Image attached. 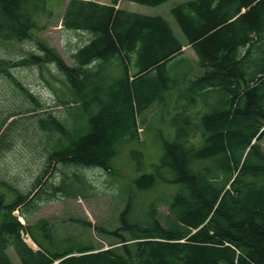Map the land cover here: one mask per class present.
<instances>
[{"label": "trees", "instance_id": "16d2710c", "mask_svg": "<svg viewBox=\"0 0 264 264\" xmlns=\"http://www.w3.org/2000/svg\"><path fill=\"white\" fill-rule=\"evenodd\" d=\"M118 1L66 2L62 27L89 36L72 53L73 66L44 44L41 53L10 64L39 69L52 64L69 91L58 98L67 107L66 118L48 111L37 118L41 130L55 135L41 176L51 164L112 168L118 149L136 137L135 114L161 104L174 89L181 91L180 82L191 93L187 102L179 104V96L172 107L182 121L174 124L170 140H163V152L148 171L142 152L130 151L141 174L131 185L119 186L122 195L128 192L120 225L93 227L116 242L97 247L83 234L56 239L46 220L21 223L12 213L24 205L19 215L27 220L31 211L25 204L39 201L47 188L77 194L82 175L74 174L71 183L46 180L29 199L15 190L14 201L0 212V264H15L8 246L20 264H264V148L258 143L264 136V0H183L171 8L195 63L181 57L183 42L165 17L117 8ZM126 1L155 6L168 0ZM55 3L0 0V39L20 42L31 30L41 31ZM113 61L120 65L116 76L110 73ZM4 63L0 58V72L7 74ZM187 105L194 106L192 112ZM113 173L123 175L118 169ZM158 181L178 185L164 222L154 202L144 218L132 205L133 188L147 190Z\"/></svg>", "mask_w": 264, "mask_h": 264}, {"label": "rangeland", "instance_id": "374dc122", "mask_svg": "<svg viewBox=\"0 0 264 264\" xmlns=\"http://www.w3.org/2000/svg\"><path fill=\"white\" fill-rule=\"evenodd\" d=\"M54 1L56 3L52 6L50 18L45 16L47 23L41 31L31 30L30 36L20 42L0 39V58L7 61L3 68L7 70V74L0 72V212H4L6 207L14 201L15 190L17 195L28 194L29 199L43 185L45 186V181L48 179L55 184H58L61 178H64L66 183H71L73 175L80 174L83 184L81 191L77 194L66 196L62 191L52 189L50 192V188H47L39 193V201L26 203L27 211L31 213L25 223L30 224L38 219H44L53 225L56 239L83 234L86 240L93 242L97 247H106L110 243L109 240L116 242L117 237L97 234L93 227L114 230L120 225L118 220L125 208L128 192L122 195L119 186L121 183L131 185L133 180L141 174V169L136 167L130 151L134 148L142 152L144 171H148L150 168L148 164L157 162L163 152L162 148L165 144L163 140L165 142L170 140L173 125L182 121L180 116L176 117L175 110H170L169 113L167 110L172 109L179 96L181 98L178 100L185 101L182 98L187 99L191 93L182 89L184 84L180 82L178 88L181 91L174 89L172 93L169 92L166 95L161 105L153 104L139 114H135L136 137L118 149L112 168L51 164L50 172L41 176L55 135L52 131L41 130L37 125V118L41 111L52 112L60 119L66 118L67 107L60 103L58 98H66L69 96V91L66 82L63 81V75L52 64L47 65L48 69L25 65L21 61L16 66H10V64L14 63L12 60H23L32 53H41L40 47L44 44L57 50L65 63L73 66L72 53L89 36L62 27V10L68 0ZM94 1L102 4L110 3V0ZM180 1L183 0H168L159 5L148 6L119 0L115 6L132 12L165 17L174 33L177 34V38L183 42L181 57L195 63L196 55L187 44L170 11ZM40 16L37 19L43 24L46 21L42 15ZM109 65L114 69L110 72L111 75L120 74L118 62L113 61ZM129 75H132L131 70ZM177 81H180L179 77ZM185 83L188 84L189 80L186 79ZM207 98L208 96H204V99ZM192 100L191 98L190 101ZM194 120L193 118L189 124L191 127H194ZM253 141L255 142L256 139ZM258 143L264 148V136ZM117 169L125 176L113 173ZM61 172L64 173L63 177ZM36 181L37 184L33 186ZM177 186V184L158 181L147 190L133 188L135 195L132 205L144 218L147 215L148 206L154 202L156 216L164 222L168 201L177 190ZM31 188L32 191L29 192ZM22 209L24 205L13 211V214L18 215ZM18 219L20 220L19 216ZM86 222L90 225H86L83 229L81 223ZM22 236L27 244L34 247L28 235L22 234ZM6 253L15 264H20L12 246L7 247Z\"/></svg>", "mask_w": 264, "mask_h": 264}, {"label": "bare ground", "instance_id": "6f19581e", "mask_svg": "<svg viewBox=\"0 0 264 264\" xmlns=\"http://www.w3.org/2000/svg\"><path fill=\"white\" fill-rule=\"evenodd\" d=\"M116 17H117V16H116ZM102 21H103V19H102ZM107 21H108V20H107ZM116 21H117V20H116ZM98 22H99V21H98ZM131 24H132V23H131ZM98 25H101V23L98 24ZM116 25H117V24H116ZM92 27H93V26H92ZM122 27H123V26H122ZM119 32H120V31H119ZM103 36H104V35H103ZM95 39H96V38H95ZM126 39H127V37H126ZM128 39H129V38H128ZM93 40H94V39H93ZM106 40H108V39H106ZM120 40H121V39H120ZM91 41H92V40H91ZM126 41H127V40H126ZM97 42H99V41H97ZM93 43H94V42H93ZM100 43H101V42H100ZM100 43H99V44H100ZM105 43H106V42H105ZM105 43H104V44H105ZM126 43H127V42H126ZM120 44H123V43H120ZM98 50H99V49H98ZM103 50H105V49H103ZM87 54H88V53H87ZM126 54H127V53H126ZM84 55H85V54H84ZM89 55H90V54H89ZM89 55H88V56H89ZM84 57H85V56H84ZM83 60H84V59H83ZM85 60H86V58H85Z\"/></svg>", "mask_w": 264, "mask_h": 264}, {"label": "crops", "instance_id": "0c3cea01", "mask_svg": "<svg viewBox=\"0 0 264 264\" xmlns=\"http://www.w3.org/2000/svg\"><path fill=\"white\" fill-rule=\"evenodd\" d=\"M244 11V8L241 9V12ZM185 51V50H184Z\"/></svg>", "mask_w": 264, "mask_h": 264}]
</instances>
